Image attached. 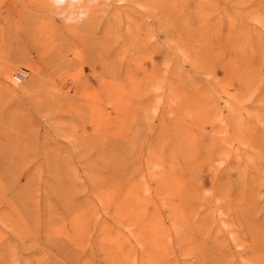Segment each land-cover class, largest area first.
<instances>
[{
	"label": "rangeland",
	"instance_id": "rangeland-1",
	"mask_svg": "<svg viewBox=\"0 0 264 264\" xmlns=\"http://www.w3.org/2000/svg\"><path fill=\"white\" fill-rule=\"evenodd\" d=\"M0 264H264V0H0Z\"/></svg>",
	"mask_w": 264,
	"mask_h": 264
}]
</instances>
